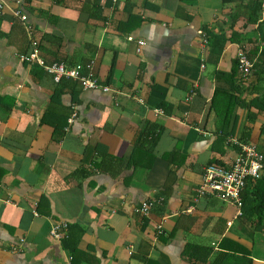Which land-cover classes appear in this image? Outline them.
Returning <instances> with one entry per match:
<instances>
[{
    "label": "crops",
    "instance_id": "crops-1",
    "mask_svg": "<svg viewBox=\"0 0 264 264\" xmlns=\"http://www.w3.org/2000/svg\"><path fill=\"white\" fill-rule=\"evenodd\" d=\"M5 1L0 264H241L245 251L264 264V232L235 203L198 193L207 165L230 168L238 155L218 129L238 96L229 75L242 48L254 71L242 81L237 68L240 97L264 88L249 0ZM26 25L46 63L92 64L111 90L57 84L23 60L32 51ZM234 113L233 126H249L264 151V115L249 124L246 110ZM150 201L148 215L135 212ZM57 223L67 224L62 240L51 234Z\"/></svg>",
    "mask_w": 264,
    "mask_h": 264
},
{
    "label": "built area",
    "instance_id": "built-area-1",
    "mask_svg": "<svg viewBox=\"0 0 264 264\" xmlns=\"http://www.w3.org/2000/svg\"><path fill=\"white\" fill-rule=\"evenodd\" d=\"M118 0H113L115 5ZM7 2L0 0V13L7 9ZM14 17L19 18L23 23L26 22V16L21 14L20 10L12 11ZM29 37L32 42V51L29 54L22 55L21 58L27 62L37 64L42 67L53 79L55 83H60L64 78L71 79L80 84L83 89H101L108 92L111 88L103 85L102 81L92 72V64L86 66L76 65L68 66L63 62L46 63L39 55V43L33 39V34L30 26L26 25ZM128 39L131 41L132 37ZM140 46L145 43L138 42ZM249 50L242 48L237 57V65L242 81H247L254 71V62L250 58ZM163 114V110L156 111ZM77 115L72 114L69 123L72 124ZM228 143L238 149V155L230 168L211 163L206 166L202 175V182L198 188L199 195H207L215 193L220 199L231 201L239 209V215L242 214V192L249 178L259 179L264 168V155L259 151L254 143H246L241 141L237 136L230 135ZM11 203V201H7ZM153 202H144L135 209L136 213L148 215ZM37 216L38 213L35 212ZM161 230V226L158 227ZM67 232V224H55L51 229V234L57 240H62Z\"/></svg>",
    "mask_w": 264,
    "mask_h": 264
},
{
    "label": "trees",
    "instance_id": "trees-1",
    "mask_svg": "<svg viewBox=\"0 0 264 264\" xmlns=\"http://www.w3.org/2000/svg\"><path fill=\"white\" fill-rule=\"evenodd\" d=\"M225 2H232V0H224ZM245 8L248 9L245 18L247 24H256V33H257V41L261 42L263 45L262 48L264 50V0H249L248 3L245 4ZM238 20V19H236ZM236 20L233 22L235 23ZM233 36H237V34H233ZM237 62L235 64L233 75L230 74L229 77L232 78V83L234 84L233 91L238 93V96L231 95L230 99V109L229 112L226 113L224 118L220 120L219 123V139L224 143L225 140L229 138L230 135L237 136L241 141L250 143L251 141V133L252 129L249 126H243L239 129L236 126H233L234 121H237L236 115L234 113V109L240 107L246 110V121L249 124L255 123L259 115H264V88H254L252 91V97L250 100L245 101L240 96L241 86L239 85L234 78L237 73ZM234 80V82H233ZM260 83V82H259ZM261 83L264 87V78L261 80ZM221 91H217L219 93ZM216 93V94H217ZM240 94V95H239ZM165 107V105H164ZM232 118V127L231 120ZM264 137V122L260 127V135L259 138ZM264 155V151H260ZM170 157V155H169ZM171 158V157H170ZM211 164V163H210ZM215 164L221 165L219 161ZM223 166V165H221ZM242 207H241V217L254 226V230H260L264 232V168L262 171V175L259 179L249 178L247 180L246 186L242 192ZM70 237L64 241V246L71 248L69 245ZM76 248V246H72V249ZM199 253L204 255V253H209L208 248L200 247ZM246 257L241 258V264H252V259L250 258V253L245 251V253L241 252ZM227 256V255H226ZM227 258V257H226ZM199 258L198 260H200ZM204 260V258H203ZM237 260V258H236ZM215 262V261H214ZM213 262V263H214Z\"/></svg>",
    "mask_w": 264,
    "mask_h": 264
}]
</instances>
